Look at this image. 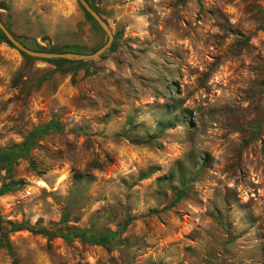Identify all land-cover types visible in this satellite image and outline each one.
<instances>
[{
  "label": "rangeland",
  "instance_id": "rangeland-1",
  "mask_svg": "<svg viewBox=\"0 0 264 264\" xmlns=\"http://www.w3.org/2000/svg\"><path fill=\"white\" fill-rule=\"evenodd\" d=\"M88 2L97 58L0 38V216L84 233L0 235V264H264V0ZM0 18L32 49L108 38L78 0Z\"/></svg>",
  "mask_w": 264,
  "mask_h": 264
},
{
  "label": "water",
  "instance_id": "water-1",
  "mask_svg": "<svg viewBox=\"0 0 264 264\" xmlns=\"http://www.w3.org/2000/svg\"><path fill=\"white\" fill-rule=\"evenodd\" d=\"M81 6L96 20L99 26L106 32L108 38L104 44H102L98 49L90 53L74 52V51H44V50H35L25 46L19 39H17L12 32L5 26L3 21L0 18V30L4 33L7 40L14 45L21 52L39 58L52 59V58H64L68 60H87L94 59L100 55L107 52L109 49L112 40L113 34L107 24V22L100 16V14L90 5L88 0H78Z\"/></svg>",
  "mask_w": 264,
  "mask_h": 264
},
{
  "label": "trees",
  "instance_id": "trees-1",
  "mask_svg": "<svg viewBox=\"0 0 264 264\" xmlns=\"http://www.w3.org/2000/svg\"><path fill=\"white\" fill-rule=\"evenodd\" d=\"M1 5L3 6L2 3H1ZM85 12L89 18H92V16L86 10H85ZM0 38H5L6 41H8L7 38L5 37L4 33L1 30H0ZM113 47H114L113 45H110L109 49H112ZM34 49L35 50H44V51H55V50H48V49H45L43 47H38V48H34ZM64 51H74V50L65 49V50L59 51V52H64ZM23 54L27 56V54H25V53H23ZM50 60H55L57 62H62V63L70 61V60L64 59V58H52ZM164 127H165V124H162L161 128H164ZM0 156H3V158L1 160L6 159V155L3 153H1ZM1 192H2V190L0 189V194H1ZM183 192H184V190H182V193ZM21 229H28L34 233H41L44 236H46L47 238L53 237L54 235H56L58 230H62V229H64L66 231V234L73 233L74 235L84 236L83 232H80L74 228L70 229L65 222H61L57 228H49L47 226L35 228L34 226L30 225L26 221L8 222V221H4L2 219V217L0 216V235H1V239L3 240L2 245L6 246L9 249V244L7 241V234L11 231H16V230H21Z\"/></svg>",
  "mask_w": 264,
  "mask_h": 264
}]
</instances>
